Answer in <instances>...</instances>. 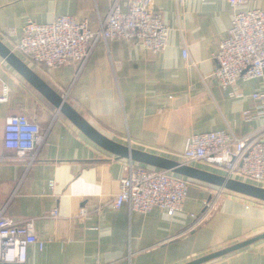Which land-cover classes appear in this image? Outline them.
Masks as SVG:
<instances>
[{
  "label": "crops",
  "instance_id": "0c3cea01",
  "mask_svg": "<svg viewBox=\"0 0 264 264\" xmlns=\"http://www.w3.org/2000/svg\"><path fill=\"white\" fill-rule=\"evenodd\" d=\"M110 5L111 0H0V40L10 49L7 30H15V40L27 22L46 24L60 16L85 20L96 32ZM121 8L126 10L124 1ZM151 8L170 30L162 52L98 42L75 78L72 64L31 69L106 138L175 161L192 135L224 130L241 136L263 125V119H242V112L252 107L250 95L264 90V75L227 89L212 77V53L232 22L227 1L153 0ZM250 9L264 11V0L239 10ZM0 83L9 92L0 104V208L14 220H31L45 242L43 250L28 249L25 264H187L264 233V202L222 189L214 210L195 226L190 214L199 216L219 189L197 181L173 217L157 209H113L129 160L88 140L2 58ZM16 114L47 131L28 170L24 162L9 160L13 154L2 143L5 120ZM53 210L57 218L50 216ZM203 264H264V239Z\"/></svg>",
  "mask_w": 264,
  "mask_h": 264
},
{
  "label": "built area",
  "instance_id": "2783aa9c",
  "mask_svg": "<svg viewBox=\"0 0 264 264\" xmlns=\"http://www.w3.org/2000/svg\"><path fill=\"white\" fill-rule=\"evenodd\" d=\"M124 1L126 10H122ZM153 0H111L105 18L96 32H91L85 20L60 16L50 23L27 22L18 39L7 30L5 39L10 50L21 56L31 68H59L72 64L74 78L88 62L98 42L124 41L139 44L152 54L165 50L169 28L162 16L151 8ZM233 10L231 27L217 43L212 53V77L222 89L234 87L238 81L260 80L264 75V11L239 9L256 0H226ZM188 60L186 50L182 52ZM73 83V82H72ZM8 88L0 83V104L8 100ZM63 98V96H62ZM252 107L242 112V119L264 120V90L250 95ZM47 131L24 114L11 115L3 128V147L10 151L12 162H24L28 170L36 160L38 147ZM4 159L0 157V162ZM179 163L208 168L229 179L264 188V124L249 134L236 136L232 131H213L187 138L178 155ZM192 182L171 172L146 167L129 161L124 167L118 194L111 207L127 206L130 212L148 214L160 210L169 217L181 212ZM52 187V182H49ZM214 190L204 201L203 211L194 218L201 225L214 210L221 196ZM0 208V264H25L28 249L43 250L45 242L38 238L31 220L17 221L7 217ZM81 215L85 212L82 210ZM58 217L57 210L50 213Z\"/></svg>",
  "mask_w": 264,
  "mask_h": 264
},
{
  "label": "water",
  "instance_id": "95a60500",
  "mask_svg": "<svg viewBox=\"0 0 264 264\" xmlns=\"http://www.w3.org/2000/svg\"><path fill=\"white\" fill-rule=\"evenodd\" d=\"M0 58H2L17 74H19L30 86H32L43 98L66 117L88 140L102 150L116 156L147 167L171 172L172 174L227 190L242 196H246L264 202V188L226 178L225 176L199 169L193 166L183 165L159 155L143 152L110 140L94 129L81 115H79L59 94L49 87L28 65L14 54L0 40ZM264 239V233L240 242L233 246L214 252L187 264H203L220 258L229 253L245 248L259 240Z\"/></svg>",
  "mask_w": 264,
  "mask_h": 264
},
{
  "label": "rangeland",
  "instance_id": "374dc122",
  "mask_svg": "<svg viewBox=\"0 0 264 264\" xmlns=\"http://www.w3.org/2000/svg\"><path fill=\"white\" fill-rule=\"evenodd\" d=\"M245 182H247V183H251V182H249V181H247V180H246ZM252 184H253V183H252ZM212 194H213V193H212ZM211 196H212V195H211ZM221 197H223V196L221 195V196H220V199H221ZM220 199L218 200V202L220 201ZM218 202H217V203H218Z\"/></svg>",
  "mask_w": 264,
  "mask_h": 264
},
{
  "label": "trees",
  "instance_id": "16d2710c",
  "mask_svg": "<svg viewBox=\"0 0 264 264\" xmlns=\"http://www.w3.org/2000/svg\"><path fill=\"white\" fill-rule=\"evenodd\" d=\"M147 167V166H146ZM150 168H152V167H150ZM178 176V175H177ZM191 182H194L193 180H190Z\"/></svg>",
  "mask_w": 264,
  "mask_h": 264
}]
</instances>
